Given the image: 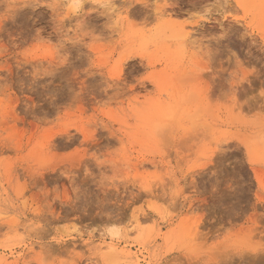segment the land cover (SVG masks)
Returning <instances> with one entry per match:
<instances>
[{
  "label": "rangeland",
  "instance_id": "1",
  "mask_svg": "<svg viewBox=\"0 0 264 264\" xmlns=\"http://www.w3.org/2000/svg\"><path fill=\"white\" fill-rule=\"evenodd\" d=\"M0 264H264V0H0Z\"/></svg>",
  "mask_w": 264,
  "mask_h": 264
},
{
  "label": "bare ground",
  "instance_id": "2",
  "mask_svg": "<svg viewBox=\"0 0 264 264\" xmlns=\"http://www.w3.org/2000/svg\"><path fill=\"white\" fill-rule=\"evenodd\" d=\"M111 7H112V6H111ZM155 10H156V9H155ZM147 11H148V10H147ZM142 12H143V11H142ZM142 12H141V13H142ZM162 12H163V11H162ZM162 12H161V13H162ZM129 13H130V12H129ZM143 13H145V12H143ZM150 13H151V12H150ZM138 15H139V14H138ZM149 15H150V14H149ZM152 15H153V14H152ZM139 16H140V15H139ZM167 16H168V15H167ZM147 17H148V16H147ZM149 17H151V16H149ZM152 17H153V16H152ZM154 18H155V17H154ZM206 18H208V17H206ZM147 19H148V18H147ZM159 19H160V18H159ZM142 20H144V19H142ZM151 20H152V19H151ZM158 21H159V20H158ZM143 22H144V24H145L146 20L143 21ZM221 57H222V56H221ZM129 60H130V59H129ZM140 62H141V61H140ZM242 72H243V70H242ZM221 74H222V73H221ZM220 81H221V80H220ZM222 81H223V80H222ZM225 81H226V80H225ZM226 82H227V81H226ZM218 84H219V83H218ZM219 85H220V84H219ZM223 85H224V84H223ZM142 86H144V85H142ZM144 88H145V87H144ZM144 88H143V89H144ZM221 88H222V87H221ZM223 90H224V89H223ZM223 90H220V91H223ZM121 91H122V90H121ZM103 92H104V91H103ZM112 92H113V91H112ZM114 93H116V92H114ZM222 93H223V92H222ZM225 93H226V91H225ZM110 95H111V94H110ZM115 95H116V94H115ZM224 95H225V94H224ZM94 96H95V95H94ZM105 97H106V95H105ZM107 97H109V96H107ZM162 128H163V127H162ZM86 138H87V137H86ZM90 141H91V140H90ZM253 209H254V208H253ZM252 217H253V216H252ZM254 217H255V216H254ZM254 217H253V218H254ZM189 234H190V233H189ZM188 239H189V238H188ZM189 240H191V239H189ZM186 244H187V243H186ZM186 244H185V245H186ZM195 249H196V248H195Z\"/></svg>",
  "mask_w": 264,
  "mask_h": 264
},
{
  "label": "snow or ice",
  "instance_id": "3",
  "mask_svg": "<svg viewBox=\"0 0 264 264\" xmlns=\"http://www.w3.org/2000/svg\"><path fill=\"white\" fill-rule=\"evenodd\" d=\"M73 6L79 9L82 6V0H73Z\"/></svg>",
  "mask_w": 264,
  "mask_h": 264
}]
</instances>
